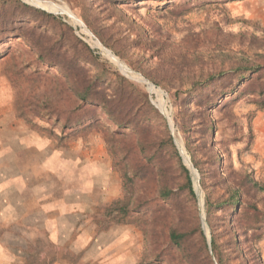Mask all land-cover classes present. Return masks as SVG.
<instances>
[{
  "label": "rangeland",
  "instance_id": "obj_1",
  "mask_svg": "<svg viewBox=\"0 0 264 264\" xmlns=\"http://www.w3.org/2000/svg\"><path fill=\"white\" fill-rule=\"evenodd\" d=\"M18 1L52 13L71 28L91 50L90 74L109 95L119 78L133 86L152 107L147 115L163 120L165 127L156 124L152 131L172 139L179 160L165 164L164 177L155 171L125 188L114 156L123 157L121 147L136 148L138 135L102 120L104 125L85 135L60 141L65 135L55 119L49 123L38 116L49 99L67 106L64 81L54 72L34 73L27 63L35 56L28 48L16 39L5 40L0 44V264H184L169 233L196 227L214 264H264V237L253 245L255 252L244 243L237 249L231 239L234 226L224 221L223 212L209 216L207 206V197L213 204L228 198L229 173L221 177L216 171L217 154H222L223 170L251 174L264 185V110L255 96H248L229 109L233 118L214 111L216 131L207 138L188 118L193 109L189 94L201 74L251 60L241 56L243 51L256 59L247 44L251 37H264V0H188L185 7L173 3L179 0H146L141 6L123 2L115 8L101 0ZM52 25L58 32L59 23ZM43 151L49 156L48 170L35 165L45 157ZM136 151L130 165L142 160ZM180 165L189 170L196 203L184 189L177 203L163 206L156 202L162 186L178 192L185 185ZM39 193L49 202L47 216L32 209ZM126 197L131 209L149 202V210L120 218L110 207ZM243 198L264 211L261 194L244 192ZM23 204L29 217L34 215L25 222L38 226L22 225ZM207 217L215 227V251Z\"/></svg>",
  "mask_w": 264,
  "mask_h": 264
},
{
  "label": "trees",
  "instance_id": "obj_2",
  "mask_svg": "<svg viewBox=\"0 0 264 264\" xmlns=\"http://www.w3.org/2000/svg\"><path fill=\"white\" fill-rule=\"evenodd\" d=\"M93 1V0H92ZM106 6L117 7L120 3L130 2L135 7L141 6L146 0H101ZM188 0H179L178 7H185ZM59 23V31L52 25ZM50 27L54 35H50ZM71 28L62 23L58 17L47 11L31 7L18 0H0V44L7 39H16L22 42L29 52L35 56L27 64L34 73L42 74L54 72L57 77L64 81L68 92V104L63 109L54 104L52 100L43 105L39 118L60 125L65 136L59 140H70L104 125L101 121L115 125L119 128L129 130L138 135V146L136 148L121 147V159L115 153L116 164L122 167L124 187L133 185L138 180H146L147 176L155 171L160 175L165 164L170 161L179 160V154L171 138H159L152 131L156 124L164 128L161 118L147 115L152 107L146 105L140 95L136 93L125 79L119 80L112 86L113 92L109 95L100 85L101 82L90 74L91 50L77 39ZM67 37V39H66ZM245 46V42L240 43ZM249 51L255 54L250 57L247 52H241L245 59L240 61L235 68L228 71H220L214 74H201L191 88L189 97L193 109L189 110L188 118L194 123L193 129L200 132L205 138L215 134L216 126L213 118L214 111H219L226 118H233L229 109L237 101L248 96H255V104L260 110H264V37H251L247 44ZM2 55V54H0ZM162 123V124H161ZM39 129L37 125L33 126ZM196 132V133H198ZM50 135H55L49 130ZM133 149H138L136 155H141L139 164L130 165L129 160L133 155ZM118 158L120 160H118ZM192 158L194 167L205 177L197 161ZM222 154L215 157L214 167L221 177L228 172L225 181L228 198L218 203H211L207 197V206L210 207L209 216L223 212L227 217L226 223L234 226L232 241L237 249L244 243L254 251L253 245L264 237V211L250 200H244L246 195L261 194L264 198V185L259 183L253 175L239 173L236 170L224 169L221 160ZM185 173V185L180 186L178 192L164 185L160 188L159 199L163 206H172L178 202L180 193L185 189L196 203L195 192L189 175V170L180 165ZM218 176H216L217 178ZM225 179V178H223ZM201 184H203L201 179ZM130 199L124 198L112 203V211L120 218L131 219L137 213L149 210V202H137L130 208ZM109 208V209H110ZM212 231L211 246L215 251L219 245L215 235V227L207 217ZM172 246L181 251V259L185 264H214L205 243V236L200 228L196 230L183 231L173 228L169 233ZM190 243L194 248L200 247V251L189 249ZM255 252V251H254ZM241 258L246 254L241 252ZM260 261L259 257H256ZM185 261V262H184Z\"/></svg>",
  "mask_w": 264,
  "mask_h": 264
},
{
  "label": "crops",
  "instance_id": "obj_3",
  "mask_svg": "<svg viewBox=\"0 0 264 264\" xmlns=\"http://www.w3.org/2000/svg\"><path fill=\"white\" fill-rule=\"evenodd\" d=\"M43 156L45 157H42V159H38L37 162L35 163L36 165V168L39 169V170H48L47 169V166L49 165V156L47 154V151L46 152H42ZM45 154V155H44ZM44 158H45V161H44ZM48 175V174H47ZM47 199L45 198V194H37L36 196V201H35V206L32 207L33 210H35L37 212V214L39 215V213H43L47 216V214L49 213V202L47 204ZM22 204V202H21ZM25 204H23V207L22 209L19 211L20 212V215L18 216L19 219H21V222H22V225L24 226H38V223L36 224L35 222V225L34 223L32 222H25V219L26 218H30V219H33L34 218V215H31L30 214V217H29V210L26 209V207L24 206ZM36 220V219H35ZM48 233H49V229H48Z\"/></svg>",
  "mask_w": 264,
  "mask_h": 264
},
{
  "label": "water",
  "instance_id": "obj_4",
  "mask_svg": "<svg viewBox=\"0 0 264 264\" xmlns=\"http://www.w3.org/2000/svg\"><path fill=\"white\" fill-rule=\"evenodd\" d=\"M187 165V164H186ZM188 166V165H187ZM191 166H192V164H191ZM192 168H193V166H192ZM189 169H190V171H192V169L189 167ZM193 174H194V176L196 175L195 174V172H193ZM197 176H195V178H196ZM203 220H204V217H203Z\"/></svg>",
  "mask_w": 264,
  "mask_h": 264
},
{
  "label": "bare ground",
  "instance_id": "obj_5",
  "mask_svg": "<svg viewBox=\"0 0 264 264\" xmlns=\"http://www.w3.org/2000/svg\"><path fill=\"white\" fill-rule=\"evenodd\" d=\"M50 10V9H49ZM184 156H185V159H187V156L184 154ZM188 161V160H187Z\"/></svg>",
  "mask_w": 264,
  "mask_h": 264
}]
</instances>
